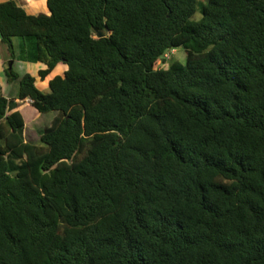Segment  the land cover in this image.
<instances>
[{
    "label": "trees",
    "instance_id": "trees-1",
    "mask_svg": "<svg viewBox=\"0 0 264 264\" xmlns=\"http://www.w3.org/2000/svg\"><path fill=\"white\" fill-rule=\"evenodd\" d=\"M0 3V264H264V0ZM100 33L104 37L98 38ZM26 47V44L24 45ZM183 48L187 64L156 68ZM27 99L57 113L26 139Z\"/></svg>",
    "mask_w": 264,
    "mask_h": 264
},
{
    "label": "rangeland",
    "instance_id": "rangeland-1",
    "mask_svg": "<svg viewBox=\"0 0 264 264\" xmlns=\"http://www.w3.org/2000/svg\"><path fill=\"white\" fill-rule=\"evenodd\" d=\"M41 2L34 7V10L30 11V15H39L43 13H47L50 15L48 10V0H40ZM208 0H199L198 12L193 17L191 22L199 21L203 16V10ZM21 5H26L25 0H21ZM16 50L14 51V58H11V54L9 53V49L3 43H0V55L2 60L5 61L4 68L10 66L11 61H18L15 65V70L22 75L26 73L37 74V64L35 62V54L37 52L36 42L34 39H27L24 41L22 38L15 39ZM26 44V47L24 45ZM168 57L165 58V61L158 60L156 68L164 67L169 68L174 62H180L182 64H187V53L183 48H179L174 50L173 52L167 54ZM30 70V71H29ZM4 76V74H3ZM43 81L40 80L39 75L37 76V85L39 87L42 86ZM4 91V93L10 97V99L16 98L19 94V81H13L8 83L3 77L0 79V91ZM45 92L50 93V88L44 89ZM1 93V92H0ZM35 109L33 106L29 104H24L21 108V113L23 114L26 120V130L25 136L26 139L30 142L40 143L41 134L44 132L45 128L48 127L52 123L53 114H44L39 112L35 114Z\"/></svg>",
    "mask_w": 264,
    "mask_h": 264
},
{
    "label": "crops",
    "instance_id": "crops-1",
    "mask_svg": "<svg viewBox=\"0 0 264 264\" xmlns=\"http://www.w3.org/2000/svg\"><path fill=\"white\" fill-rule=\"evenodd\" d=\"M6 1H8V0H0V3H1V2L4 3V2H6ZM15 1H17L18 5L22 6L28 14H30V13H31L30 11L34 10V7H35L36 5H38V4L41 2L40 0H25L26 5H21V0H15ZM47 2H48V1H47ZM0 43H1V34H0ZM17 62H18V61H15V62H14V65H16V64L19 63V62H18V63H17ZM4 65H5V61L2 60V57H1V55H0V79H2L3 77H5V76H3V74H5V68H4ZM36 66H37V69H38L37 71H38V72H37V74L35 73V74H32V75H34V77L36 78V81H37V76L39 75V71H40L41 69L45 68L46 65L43 64V63H38ZM68 69H69V66H68L67 64H65V63H60V64L56 67V69L54 70V72L51 74V76H49V77L47 78V80H46L44 83H42V86H41V87H39L38 85H37V86H38L40 89H42V90L49 88V83H50V81H51L54 77H57V76H64L65 73H66V71H67ZM29 71H30V70H29ZM28 73H29V72H28ZM5 79H6V78H5ZM0 92L3 93L5 96H7V95L4 93V91H2V89H1ZM7 97H8V96H7ZM9 99H10V97H9ZM13 99H14V98H13ZM24 104H29V105H31V100L27 99L25 102H23V103L19 106L18 109L21 110V108H22V106H23ZM31 106H32V105H31ZM36 110H37V109H35V114H38ZM56 115H57V113H54V114H53L52 122H53V120L55 119Z\"/></svg>",
    "mask_w": 264,
    "mask_h": 264
},
{
    "label": "water",
    "instance_id": "water-1",
    "mask_svg": "<svg viewBox=\"0 0 264 264\" xmlns=\"http://www.w3.org/2000/svg\"><path fill=\"white\" fill-rule=\"evenodd\" d=\"M102 37H104V34L103 33H100L99 35H98V38H102ZM158 62V61H157ZM14 65V61H11L10 62V67L12 68V66ZM156 65H157V63L155 64V67H156Z\"/></svg>",
    "mask_w": 264,
    "mask_h": 264
},
{
    "label": "built area",
    "instance_id": "built-area-1",
    "mask_svg": "<svg viewBox=\"0 0 264 264\" xmlns=\"http://www.w3.org/2000/svg\"><path fill=\"white\" fill-rule=\"evenodd\" d=\"M168 57V55H166V58Z\"/></svg>",
    "mask_w": 264,
    "mask_h": 264
}]
</instances>
